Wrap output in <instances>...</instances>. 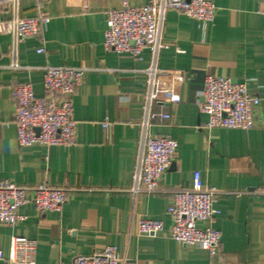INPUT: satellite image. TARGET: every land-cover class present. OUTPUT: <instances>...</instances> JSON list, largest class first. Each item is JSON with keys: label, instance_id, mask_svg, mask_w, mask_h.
<instances>
[{"label": "crops", "instance_id": "1", "mask_svg": "<svg viewBox=\"0 0 264 264\" xmlns=\"http://www.w3.org/2000/svg\"><path fill=\"white\" fill-rule=\"evenodd\" d=\"M211 1L217 6L212 22L167 13L153 111L171 117L153 119L149 132L170 136L179 147L160 183L163 190L135 197L128 189L138 162L153 52L147 48L135 58L105 49L107 11L121 0H50L51 18L39 35L13 49L11 35L0 34V178L68 188L60 211L40 213L28 202L18 210L23 220L0 224L6 257L14 237H27L36 241V264H61L107 245L117 247L122 264H264V1ZM0 10L4 18L12 16L9 7ZM14 13L35 15V0H16ZM47 65L87 68L73 97L76 142L21 146L12 87L29 81L36 96H44ZM208 73L247 81L261 98L255 128L205 126L208 116L198 103ZM106 119L109 129L102 126ZM195 171L206 187L221 191L213 225L222 237L215 256L169 235L171 189L191 186ZM141 218L162 219L165 228L155 237L139 235ZM0 264L26 263L0 259Z\"/></svg>", "mask_w": 264, "mask_h": 264}, {"label": "built area", "instance_id": "2", "mask_svg": "<svg viewBox=\"0 0 264 264\" xmlns=\"http://www.w3.org/2000/svg\"><path fill=\"white\" fill-rule=\"evenodd\" d=\"M16 0H0L1 6L12 11L10 18H4L0 10V34H9L14 45L28 36L40 34L42 26L50 21L46 4L50 0H35L36 13L21 17L14 13ZM132 0H121L118 7L107 11L104 32V47L107 51L141 58L145 49L153 52V62L147 69L148 89L145 94V115L140 123L141 140L138 162L133 175L130 193L161 191L163 176L172 168L179 143L170 136H155L149 132L151 121L158 116L170 118L169 113H155L153 104L158 102L156 87L158 79V51L163 43V30L167 13L176 11L196 19L199 23L212 22L217 11L211 0H145L134 5ZM264 1V0H260ZM13 48V49H14ZM44 49H37L42 52ZM83 66H52L44 69V96H36L32 83L22 82L12 87L15 99L13 119L18 130L21 146L55 145L68 146L76 142L77 121L74 118V93L86 75ZM261 98L248 88L246 80L208 73L198 103L201 113L208 116L205 126L213 128L253 129L256 126L255 111ZM111 122H102L109 129ZM221 191L206 187L201 173L195 171L191 186L171 189L172 198L167 208L171 219L169 235L185 246H201L211 256L218 254L221 231L213 225L220 213L215 206ZM68 199V188L44 183L19 185L10 179L0 178V224L15 225L24 219L18 210L28 202L33 203L40 213L60 211ZM165 228L164 221L156 218H141L138 234L155 237ZM36 241L27 237H14L10 255L6 257L0 249V259L7 262L36 264ZM61 264H122V258L114 245L74 256Z\"/></svg>", "mask_w": 264, "mask_h": 264}]
</instances>
